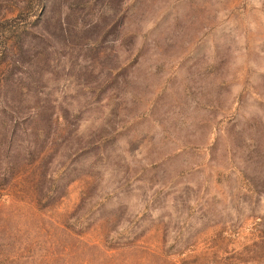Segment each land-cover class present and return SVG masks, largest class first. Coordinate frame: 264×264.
<instances>
[{"label":"rangeland","instance_id":"rangeland-1","mask_svg":"<svg viewBox=\"0 0 264 264\" xmlns=\"http://www.w3.org/2000/svg\"><path fill=\"white\" fill-rule=\"evenodd\" d=\"M0 264H264V0H0Z\"/></svg>","mask_w":264,"mask_h":264}]
</instances>
